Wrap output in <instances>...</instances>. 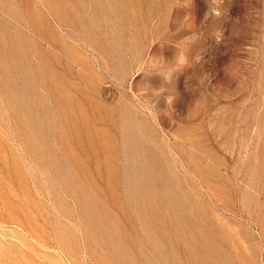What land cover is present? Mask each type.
Masks as SVG:
<instances>
[{
  "label": "rangeland",
  "instance_id": "1",
  "mask_svg": "<svg viewBox=\"0 0 264 264\" xmlns=\"http://www.w3.org/2000/svg\"><path fill=\"white\" fill-rule=\"evenodd\" d=\"M0 264H264V0H0Z\"/></svg>",
  "mask_w": 264,
  "mask_h": 264
}]
</instances>
